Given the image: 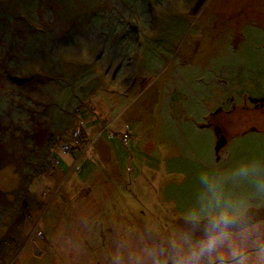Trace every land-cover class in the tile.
Here are the masks:
<instances>
[{
	"label": "rangeland",
	"instance_id": "rangeland-1",
	"mask_svg": "<svg viewBox=\"0 0 264 264\" xmlns=\"http://www.w3.org/2000/svg\"><path fill=\"white\" fill-rule=\"evenodd\" d=\"M16 2L0 9V264L77 210L115 231L77 241V264H264L244 254L264 245V0L197 18L196 0Z\"/></svg>",
	"mask_w": 264,
	"mask_h": 264
},
{
	"label": "crops",
	"instance_id": "crops-1",
	"mask_svg": "<svg viewBox=\"0 0 264 264\" xmlns=\"http://www.w3.org/2000/svg\"><path fill=\"white\" fill-rule=\"evenodd\" d=\"M201 102H203L201 100ZM200 103V102H199ZM91 195L90 190L87 188L83 191L82 198H88ZM80 206V204H78ZM84 210V209H81ZM27 219L25 220V222ZM54 223L50 224L51 228L48 233H42L43 235V243L46 245L45 247L38 246L37 241L27 238V245L24 250L28 247L31 248L32 254L28 255V259L24 258V262H21V258L23 257L25 252H21V254L17 253L12 263L9 264H34L35 260L38 258H46L50 262V264H77L78 259L82 256L80 254V247L77 246V241L81 242L82 237L86 236L87 233H98L101 232L102 237L108 241L106 233L110 236H113L115 233L114 229L111 226H103L105 229H99L98 225H93L94 214L87 213L84 211H76L75 213H67V215L63 214L57 216L54 220ZM24 222V223H25ZM58 223V229L54 228ZM52 229V230H51ZM24 231H26L24 227ZM37 232V233H38ZM36 233V234H37ZM25 237V235H23ZM22 237V238H23ZM60 238V239H59ZM25 240V239H24ZM29 243H34V248L36 250V254H34V249L29 245ZM39 248V249H38ZM13 251V250H12ZM12 254V253H11ZM106 262V261H105ZM112 264L113 261L111 260ZM8 264V263H5ZM89 264V263H88ZM93 264H104L101 261H96ZM122 264V263H121Z\"/></svg>",
	"mask_w": 264,
	"mask_h": 264
},
{
	"label": "trees",
	"instance_id": "trees-1",
	"mask_svg": "<svg viewBox=\"0 0 264 264\" xmlns=\"http://www.w3.org/2000/svg\"><path fill=\"white\" fill-rule=\"evenodd\" d=\"M19 2L21 0H18ZM210 0H196V2L194 3L192 9H191V17H194V18H197L199 16V14L203 11V9L206 7V5L208 4ZM10 2L13 3L12 6H14V8L10 10V13H15V12H18V13H21L22 12V8H21V5H19L16 0H0V9L1 7L4 5V4H9ZM41 2V1H40ZM21 3V2H20ZM30 24H32L31 20L28 21ZM23 206H26V203L23 205ZM28 215L25 216V218L27 217ZM22 222L24 221L23 218L21 219ZM21 222V221H20ZM264 248V245L260 246L258 249L257 248H253V249H250L248 251H245L244 254H251V253H256L258 251H260L261 249ZM262 262V261H261Z\"/></svg>",
	"mask_w": 264,
	"mask_h": 264
},
{
	"label": "water",
	"instance_id": "water-1",
	"mask_svg": "<svg viewBox=\"0 0 264 264\" xmlns=\"http://www.w3.org/2000/svg\"><path fill=\"white\" fill-rule=\"evenodd\" d=\"M221 137L222 136H220L219 141H218L217 146H216L217 153H219L221 148L226 144V141Z\"/></svg>",
	"mask_w": 264,
	"mask_h": 264
},
{
	"label": "built area",
	"instance_id": "built-area-1",
	"mask_svg": "<svg viewBox=\"0 0 264 264\" xmlns=\"http://www.w3.org/2000/svg\"><path fill=\"white\" fill-rule=\"evenodd\" d=\"M123 141H124L125 143L128 141V138H127L126 135L123 137ZM65 147H67V146H65ZM65 150H67V149H65ZM55 162H56V165L59 164V161H55ZM38 236H42V234H41V233H38Z\"/></svg>",
	"mask_w": 264,
	"mask_h": 264
},
{
	"label": "flooded vegetation",
	"instance_id": "flooded-vegetation-1",
	"mask_svg": "<svg viewBox=\"0 0 264 264\" xmlns=\"http://www.w3.org/2000/svg\"><path fill=\"white\" fill-rule=\"evenodd\" d=\"M167 257H168V256H167ZM167 257H166V258H167Z\"/></svg>",
	"mask_w": 264,
	"mask_h": 264
}]
</instances>
